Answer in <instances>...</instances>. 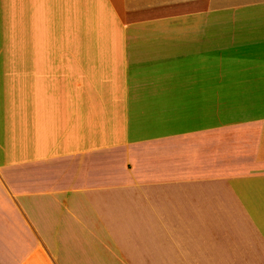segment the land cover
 <instances>
[{"label": "crops", "instance_id": "obj_1", "mask_svg": "<svg viewBox=\"0 0 264 264\" xmlns=\"http://www.w3.org/2000/svg\"><path fill=\"white\" fill-rule=\"evenodd\" d=\"M96 246L264 264V0H0V264Z\"/></svg>", "mask_w": 264, "mask_h": 264}, {"label": "rangeland", "instance_id": "obj_2", "mask_svg": "<svg viewBox=\"0 0 264 264\" xmlns=\"http://www.w3.org/2000/svg\"><path fill=\"white\" fill-rule=\"evenodd\" d=\"M95 248H96V252H95L96 258H98L99 256L105 258L102 261L96 260L95 264H134L132 261L124 260L122 256H119L118 255L119 253L116 250L117 248L114 246L111 247L96 246Z\"/></svg>", "mask_w": 264, "mask_h": 264}]
</instances>
